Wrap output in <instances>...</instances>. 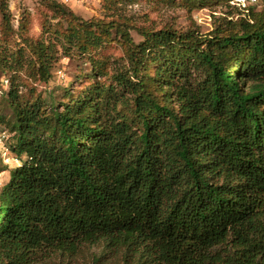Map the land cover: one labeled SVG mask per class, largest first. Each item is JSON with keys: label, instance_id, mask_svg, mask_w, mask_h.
<instances>
[{"label": "trees", "instance_id": "trees-1", "mask_svg": "<svg viewBox=\"0 0 264 264\" xmlns=\"http://www.w3.org/2000/svg\"><path fill=\"white\" fill-rule=\"evenodd\" d=\"M43 1L58 22L0 52L19 160L0 189V264L99 243L113 264H264V9L207 33L140 28L136 44L123 21ZM113 34L127 64L110 74L93 54ZM76 56L91 65L79 95L75 78L61 100L24 92L26 73L48 83Z\"/></svg>", "mask_w": 264, "mask_h": 264}, {"label": "rangeland", "instance_id": "rangeland-1", "mask_svg": "<svg viewBox=\"0 0 264 264\" xmlns=\"http://www.w3.org/2000/svg\"><path fill=\"white\" fill-rule=\"evenodd\" d=\"M67 5L77 16L84 20L101 19L105 21L117 20L128 24V31L132 40L137 44L142 41L138 29L173 28L181 32L198 30L202 33L210 32L219 18L229 17L238 20L241 18L238 9L230 2L213 4L204 7H192L185 0H55ZM43 0H0V6H6L8 25H4L2 9L0 8V52L7 48L15 50L17 44L25 46L23 38L40 39L44 21L50 24L58 22L53 18V12L44 6ZM256 11L264 9V0H261ZM22 23L25 26L22 28ZM5 27L9 33L4 34ZM103 47L94 51L96 61L107 59L110 62L108 72L111 74L115 64L126 66L127 48L120 36L112 35ZM116 62V63H115ZM58 66L61 69L53 74L48 83H35L33 79L24 75V92L34 89V96L39 92L47 98L53 94L61 100L62 87L69 86L75 78L73 86L76 94L86 88L91 80L84 78L91 68L87 57L76 56L72 62L63 59ZM79 76V79L76 77ZM1 88V87H0ZM30 94H28V97ZM30 98V97H29ZM5 96L0 94V115L7 120L12 118V110L7 104ZM14 144V134L5 125H0V189L8 182L10 172L17 167L19 160L10 152ZM103 243L87 245L77 255L68 256L60 252L42 251L35 257L34 264H113L118 258ZM111 257V259H110ZM109 259V260H108ZM114 260V261H113Z\"/></svg>", "mask_w": 264, "mask_h": 264}, {"label": "built area", "instance_id": "built-area-1", "mask_svg": "<svg viewBox=\"0 0 264 264\" xmlns=\"http://www.w3.org/2000/svg\"><path fill=\"white\" fill-rule=\"evenodd\" d=\"M260 0H235L232 1V5H234L239 12H241V15H245L249 11L250 6H259ZM4 86L9 85V81L7 79L3 80Z\"/></svg>", "mask_w": 264, "mask_h": 264}]
</instances>
